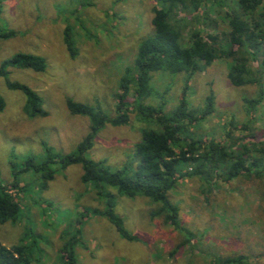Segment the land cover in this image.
<instances>
[{"label": "rangeland", "instance_id": "obj_1", "mask_svg": "<svg viewBox=\"0 0 264 264\" xmlns=\"http://www.w3.org/2000/svg\"><path fill=\"white\" fill-rule=\"evenodd\" d=\"M0 1V31L13 33L0 38V64L16 53L45 61L42 72L10 67L0 76V181L20 204L17 220L1 227L4 247H26L32 264H62V248L72 246L73 240L76 264H221L219 259L235 257L243 258V264H264V193L252 179L219 181L220 187L209 196L202 194L198 179L180 180L169 198L179 209V223L187 229L183 231L193 234L186 244L181 230L168 226L161 217H152L157 205L140 196H118L109 189L115 195V213L129 236L122 237L101 215L105 206L95 189L81 182L80 165L64 169L49 165L53 177L44 187L41 175L29 167L17 175L16 186L10 187L15 182L14 171L23 168L28 156L35 157V163L44 160L43 144L67 155L89 133V119L72 115L67 100L114 116L119 80L133 64L137 40L150 31L153 3ZM67 25L73 55L64 41ZM229 64L228 60L216 61L190 81L186 91L189 106L202 107L206 96L211 93L214 97V113L193 129V136L219 141L228 132L232 141L247 135L262 141L264 100L256 113H250L244 99L255 98L257 89L230 85L226 77ZM183 80V76L154 73L151 86L157 96L143 100V106H162L169 113L181 96ZM6 82L33 90L41 98L46 116L29 117L24 111V94L9 89ZM132 101L133 97L128 104ZM128 116L125 125H105L94 136L88 159L102 161L111 169L129 163L142 130L153 125L136 111ZM241 126L246 130L238 129Z\"/></svg>", "mask_w": 264, "mask_h": 264}, {"label": "trees", "instance_id": "obj_2", "mask_svg": "<svg viewBox=\"0 0 264 264\" xmlns=\"http://www.w3.org/2000/svg\"><path fill=\"white\" fill-rule=\"evenodd\" d=\"M150 1L153 3L150 31L137 40L133 64L126 68L119 80L114 95V116L110 117L98 108L67 100V109L72 115L89 119V133L67 155L58 154L43 144L44 160L35 163V157L28 156L23 168L14 171L13 180L32 167L34 172L41 175V186L44 187L53 177L49 165L57 164L61 169L80 165L81 182L95 189L105 206L101 215L122 237L129 236L126 235L122 219L115 213V195L109 189L118 196H140L157 205L155 211L151 212L152 217H161L168 226L181 230L186 244L193 240V234L183 231L187 229L179 223V209L169 198L180 180L198 179L203 184L202 194L209 196L220 187L221 182L228 184L252 179L258 182L264 193V138L259 141V138L247 135L232 141L233 136L228 132L219 141L194 137L193 129L214 113V97L210 93L204 98L203 106L196 108L189 106L186 97L194 75L204 72L216 61L228 60L230 64L226 77L230 85L236 88L254 86L257 89L255 98L244 99V104L251 109L250 113L253 114L262 103L264 0ZM12 35L10 31H0V38ZM64 37L73 55L69 25L64 29ZM10 67L42 72L45 61L39 56L16 53L0 64V76H5L6 69ZM157 72L184 78L181 96L169 113H165L162 106H143V100L157 96L151 86L152 75ZM6 83L9 89L24 94V111L29 117L46 116L41 108L42 100L33 90L23 84ZM170 87L165 88L166 91ZM131 97L132 104H128ZM2 108L0 98V111ZM133 111L153 127L142 130V139L134 145L129 163L111 169L102 161L88 159L86 153L92 147L94 136L105 125H125L128 114ZM238 129L246 130V126ZM15 186L16 181L10 187ZM9 191V187L0 181V230L6 222H15L20 212V204ZM74 245L75 240L72 246L64 244L62 264H76ZM242 260L241 257L219 259L221 264H243ZM0 264H32V259L26 247L17 245L7 248L0 242Z\"/></svg>", "mask_w": 264, "mask_h": 264}]
</instances>
